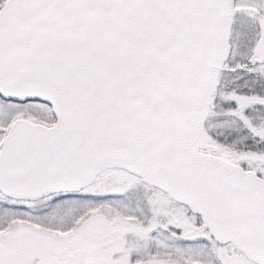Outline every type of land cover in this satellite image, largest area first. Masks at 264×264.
<instances>
[{"label":"snow or ice","instance_id":"1","mask_svg":"<svg viewBox=\"0 0 264 264\" xmlns=\"http://www.w3.org/2000/svg\"><path fill=\"white\" fill-rule=\"evenodd\" d=\"M0 264H264V0H0Z\"/></svg>","mask_w":264,"mask_h":264}]
</instances>
